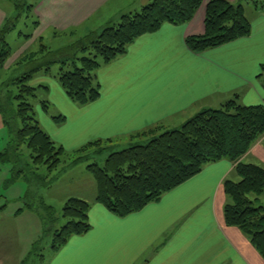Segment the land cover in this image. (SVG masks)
Segmentation results:
<instances>
[{
	"label": "crops",
	"instance_id": "1",
	"mask_svg": "<svg viewBox=\"0 0 264 264\" xmlns=\"http://www.w3.org/2000/svg\"><path fill=\"white\" fill-rule=\"evenodd\" d=\"M145 1L35 0L33 11L39 23L29 38L18 33L24 47L12 54L10 63L27 52L29 45L25 43L41 39L43 31H51L53 36L78 32L85 36L116 23L122 14L139 10ZM207 1L203 0L189 22L163 23L134 39L125 53L97 68L100 94L96 100L79 105L53 79L62 111L58 113L64 120L58 123L44 114V132L72 151L97 140H110L108 145L117 148L146 140L140 133L148 129L156 128L158 134L177 128L196 113L220 108L232 99L245 106H264V76L260 75L264 64V4L229 0L241 5L251 25L249 35L192 52L185 38L203 33ZM7 18V10L0 5V27ZM34 76L30 85L46 87L49 93L50 88L43 86L46 82ZM238 161L264 167L262 141ZM235 165L227 159L209 162L159 200L122 217L95 201V187L89 200L79 196L90 205L89 230L71 236L43 263L264 264L249 239L224 222L223 208L228 199L223 182L240 179Z\"/></svg>",
	"mask_w": 264,
	"mask_h": 264
},
{
	"label": "trees",
	"instance_id": "2",
	"mask_svg": "<svg viewBox=\"0 0 264 264\" xmlns=\"http://www.w3.org/2000/svg\"><path fill=\"white\" fill-rule=\"evenodd\" d=\"M202 2L151 0L139 10L122 14L116 23H109L100 31L91 32L67 45L81 55L73 58L71 68L60 69L58 80L66 95L79 105L96 100L100 94V86L95 78L97 68L125 53L134 39L157 30L163 23L189 22ZM15 6L33 10V5L26 3ZM38 23L35 20L33 28ZM13 27L14 22L10 18L0 27V69L10 55L6 35ZM250 31V22L239 3L208 0L203 33L186 36L185 43L189 50L198 53L245 37ZM25 37L29 38L30 34ZM45 50L44 47L40 49ZM33 55L36 53H31V57L24 60H31ZM41 69L39 65L12 78L0 79V111L11 136L8 147L0 153V159L11 164L14 178L24 176L32 183L29 174H33L38 177L37 181L45 184L46 177L41 178L34 170L41 166L45 167L47 174L56 170L65 150L41 129L34 116L30 98L35 96L37 87L29 82L34 73ZM49 69L46 64L45 71ZM260 75L264 76V64L261 65ZM43 108H46L44 102ZM54 118L60 122L64 120L61 115ZM156 130L151 128L140 133L147 139L120 150H113V146L108 145L110 140H97L73 151L79 153L93 146H97L99 151L111 149L103 165L94 162L86 166L95 182V201L122 217L159 200L165 192L199 173L209 162L221 159L236 162L235 171L240 179H226L223 182L228 199L223 208L224 222L227 226L238 228L264 260V207L257 205L259 197L264 194V167L238 161L257 141L261 140L264 147V106H245L232 99L220 108L196 113L177 128L158 134ZM104 142L108 146L102 147L101 143ZM22 147L27 152H21ZM80 156L72 162L84 157ZM29 168L33 169L31 173ZM89 206L87 201L76 197L65 201L60 215L51 206H46L43 224L51 239L52 251H57L71 236L89 230ZM59 218L65 222L56 226ZM34 249L21 264L43 262L42 251Z\"/></svg>",
	"mask_w": 264,
	"mask_h": 264
},
{
	"label": "rangeland",
	"instance_id": "3",
	"mask_svg": "<svg viewBox=\"0 0 264 264\" xmlns=\"http://www.w3.org/2000/svg\"><path fill=\"white\" fill-rule=\"evenodd\" d=\"M149 1H145V4ZM242 2L247 5L252 2L264 4V0H242ZM24 3L34 5L35 0H0V5L7 10L8 19L10 18L14 22V27L6 35L7 43L10 46V55L0 69V79L12 78L40 65L42 69L35 72L34 77L43 79L46 82L43 86L50 88V92L48 93L46 88L43 89V87L35 85V88L37 87L35 96L30 98V102L33 105L34 116L39 126L45 131L43 115L51 116V119L55 121L54 117L60 115L58 111L62 113L58 108L60 102L57 98L59 97L56 96L52 81L54 79L60 85L58 80L60 69L71 68L70 63L73 58L81 55L80 52L74 51L75 48L67 45L73 43L83 34L78 32L74 33L76 34L74 36H53L51 31H43L41 39L25 43V46L29 45L27 52L18 57L15 62L10 63L12 54L24 47L23 38L25 35L33 33V22L38 20L33 10L29 11L26 7L23 9L24 6L21 8L15 6ZM18 13L19 17L15 18ZM19 32L22 33L23 38L18 35ZM42 47L46 50L40 51ZM31 53H36V55H33L31 60H24L25 57H31L29 56ZM46 64L50 68L48 71H45ZM44 73L47 76H43ZM43 102L46 104V108H43ZM10 139L9 128L0 111V153L8 147ZM101 145L102 147L108 146L106 142ZM124 147L127 146L113 147L112 149L120 150ZM64 150L62 162L56 170L49 174L43 166L34 170L35 174L41 178L46 177L45 184H42V181H37L38 177L33 174H29V180L31 181L32 177V183H29L24 176L14 178L11 164L0 159V264H21L34 247L35 251H42L46 262L52 252L51 239L43 224L46 206H51L56 214L60 215L61 208L68 198L73 196L78 198L81 196L87 200L91 198L95 182L86 170V166L94 162L100 166L103 165L111 149L105 148L99 151L97 146H93L79 153L73 152L74 150L71 149L64 148ZM21 152H27V149L22 147ZM80 155L84 157L73 163L72 161ZM21 164H23V160ZM32 171L33 169L29 168V173ZM257 205L264 207V194L259 197ZM19 210L21 214L15 216L16 211ZM39 212H41L40 216ZM64 222L65 220L59 218L58 224H64ZM45 262H41V264H46Z\"/></svg>",
	"mask_w": 264,
	"mask_h": 264
}]
</instances>
